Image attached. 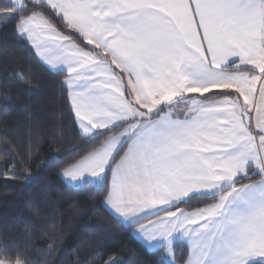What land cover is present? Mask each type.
<instances>
[{
  "label": "snow or ice",
  "instance_id": "obj_1",
  "mask_svg": "<svg viewBox=\"0 0 264 264\" xmlns=\"http://www.w3.org/2000/svg\"><path fill=\"white\" fill-rule=\"evenodd\" d=\"M0 32L63 77L70 190L155 264H264V0H5Z\"/></svg>",
  "mask_w": 264,
  "mask_h": 264
},
{
  "label": "trees",
  "instance_id": "obj_2",
  "mask_svg": "<svg viewBox=\"0 0 264 264\" xmlns=\"http://www.w3.org/2000/svg\"><path fill=\"white\" fill-rule=\"evenodd\" d=\"M45 69L26 39L0 32V244L27 254L29 264H155L94 207L100 198L60 178L62 161L83 144L67 118L63 77ZM53 157L61 163L49 164ZM176 254L186 259V245Z\"/></svg>",
  "mask_w": 264,
  "mask_h": 264
},
{
  "label": "crops",
  "instance_id": "obj_3",
  "mask_svg": "<svg viewBox=\"0 0 264 264\" xmlns=\"http://www.w3.org/2000/svg\"><path fill=\"white\" fill-rule=\"evenodd\" d=\"M29 44V43H28ZM30 45V44H29ZM30 47H31V45H30ZM32 48V47H31ZM32 50H33V52H34V54H35V50L32 48ZM37 57V56H36ZM38 58V60L40 61V59H39V57H37ZM46 68L47 67H49V66H47V65H45L42 61H40ZM198 95V94H197ZM60 173H61V171H60ZM60 173H59V175H60ZM60 178L66 183V181H65V179L63 178V176L62 175H60ZM188 210H190V209H188ZM191 210H193V209H191ZM135 226H133V228H134ZM181 243H183V244H185L186 245V242H181ZM186 259H187V257H186Z\"/></svg>",
  "mask_w": 264,
  "mask_h": 264
}]
</instances>
